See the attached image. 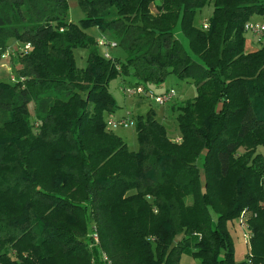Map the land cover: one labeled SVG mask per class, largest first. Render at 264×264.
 Instances as JSON below:
<instances>
[{"label":"trees","instance_id":"16d2710c","mask_svg":"<svg viewBox=\"0 0 264 264\" xmlns=\"http://www.w3.org/2000/svg\"><path fill=\"white\" fill-rule=\"evenodd\" d=\"M211 1L208 27L195 25ZM79 3L74 22L68 0H0V62L10 50L16 76L0 82V264H103L100 250L113 264H179L188 249L199 264H264V43L247 51L245 36L264 0ZM92 26L124 54L106 58ZM171 73L197 88L176 105L181 140L151 109L131 150L105 119L111 81ZM245 208L251 257L236 262L226 224Z\"/></svg>","mask_w":264,"mask_h":264},{"label":"rangeland","instance_id":"374dc122","mask_svg":"<svg viewBox=\"0 0 264 264\" xmlns=\"http://www.w3.org/2000/svg\"><path fill=\"white\" fill-rule=\"evenodd\" d=\"M68 13L70 20L74 22H79L84 17V11L80 6L79 0H68ZM155 11V5H152ZM214 10V2L211 1L205 5L202 9L197 10L194 18V23L197 26H203L204 22H208V19L212 15ZM259 22L264 23V18L262 16H257ZM179 30V26L177 27ZM86 31L98 39L102 36L103 32L96 27H88ZM177 36L181 38L187 48H189L188 39L183 33L178 32ZM246 43L249 48L255 47L264 43V38L262 42L258 40L256 36L250 31L245 32ZM19 43H15L11 46V50L18 49ZM99 49L102 53H105V48L101 45ZM250 51V50H249ZM110 52L114 57L122 56L124 51L121 47H116L110 49ZM77 64L80 67H86L87 58L89 51L87 48L78 47L74 49ZM14 74L13 65L11 58L3 57L0 62V82L1 81H12L11 75ZM134 77L129 75H119L117 78L113 79L110 83V90L115 97L117 103V110L115 113H105V119L108 121L110 118L120 119L127 118L133 119V124L128 125H115L109 127L114 133L121 136L128 144L131 150H137L139 148V141L136 133V123L135 119L140 114H146L149 110H154L156 113V118L162 122L167 130L168 135L172 139H176L182 136L177 115L179 110L176 105L182 104L185 101L194 99L197 95V88L193 82L186 78H180L176 73H171L166 81L161 85L149 84L146 87L155 93H162L166 89H174L176 92L175 99L167 104H160L150 94L142 96H129L124 93L123 88L126 85L134 82ZM33 105L31 104V109ZM242 151V150H241ZM257 151L264 155V144L257 147ZM227 231L231 236L234 243V259L236 262H250V250L251 247L248 245V240L245 236L246 229L240 224L238 217L235 219H230L227 221ZM182 235H177L175 241L179 240ZM179 264H199V259L192 253L191 249L185 250L180 257Z\"/></svg>","mask_w":264,"mask_h":264},{"label":"built area","instance_id":"2783aa9c","mask_svg":"<svg viewBox=\"0 0 264 264\" xmlns=\"http://www.w3.org/2000/svg\"><path fill=\"white\" fill-rule=\"evenodd\" d=\"M204 27L205 28L208 27V22L204 23ZM246 30L252 32L254 36L258 38L259 41H262V39L264 38V23L263 22L250 21L246 24ZM97 43L99 46L101 45L102 47L105 48V53L103 54L106 58L108 59L113 58L110 52V49L118 47V43L115 40L110 39L107 35L103 33L102 36L97 39ZM29 48H30V43H27L21 49L27 51ZM10 54H11V51L7 50L4 54V57H9ZM11 80L13 81L16 80L15 74L11 75ZM123 90H124V93L129 96H142V95L150 94V96L154 98L160 104H167L173 101V99H175V96H176V92L174 89H168L162 93H155L152 90L148 89L143 84L126 85L123 88ZM133 123H134L133 119H127V118H120V119L110 118L107 121V125L109 127L115 126V125H128V124H133ZM249 214H251V211L248 208H245L241 212L238 219L240 221V224L246 229L245 236H246V239L248 240L249 247H251L252 232H251L249 222H248ZM91 236L93 238V244L100 247V237L97 232L96 225H93V231L91 233ZM100 259L103 264H113L108 254L103 250H100ZM93 262L94 264H101L100 262H97L95 260H93Z\"/></svg>","mask_w":264,"mask_h":264},{"label":"crops","instance_id":"0c3cea01","mask_svg":"<svg viewBox=\"0 0 264 264\" xmlns=\"http://www.w3.org/2000/svg\"><path fill=\"white\" fill-rule=\"evenodd\" d=\"M152 11H153V13H155L154 10H152ZM255 20L258 21L259 19L256 17ZM11 43H12V44H15V43H18V41H16V40H12ZM260 47H261V45H258L257 48H255V47H251V48H249V45L246 43V49H247V51H249V50H250V51H254V50L259 49ZM149 87H150V85H149ZM166 90H168V89H166ZM179 139H181V137H178V138H176L175 140H179ZM179 141H180V140H179Z\"/></svg>","mask_w":264,"mask_h":264}]
</instances>
